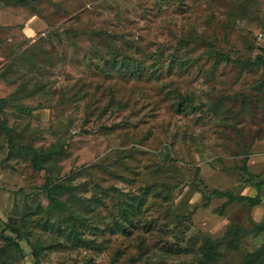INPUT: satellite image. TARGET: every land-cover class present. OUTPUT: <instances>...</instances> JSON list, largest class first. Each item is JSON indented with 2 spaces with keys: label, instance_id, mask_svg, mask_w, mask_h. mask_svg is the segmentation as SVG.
<instances>
[{
  "label": "rangeland",
  "instance_id": "rangeland-1",
  "mask_svg": "<svg viewBox=\"0 0 264 264\" xmlns=\"http://www.w3.org/2000/svg\"><path fill=\"white\" fill-rule=\"evenodd\" d=\"M25 1H0V118L52 157L38 169L0 134V264H199L207 240L210 264H241L263 245L264 189L252 207L211 193L264 180V70L215 55L261 53L264 0ZM126 194L145 205L109 230ZM68 217L100 229L80 228L92 248L43 226Z\"/></svg>",
  "mask_w": 264,
  "mask_h": 264
},
{
  "label": "trees",
  "instance_id": "trees-1",
  "mask_svg": "<svg viewBox=\"0 0 264 264\" xmlns=\"http://www.w3.org/2000/svg\"><path fill=\"white\" fill-rule=\"evenodd\" d=\"M7 2L8 0H0ZM18 3H25V0H15ZM261 53L255 56V58L251 61H241V60H231L228 56L222 54V53H215L218 61L223 62H233L235 63L241 70H252V69H262L264 70V48L260 49ZM106 62V61H105ZM113 64L116 65L119 69L125 68L128 66L126 64V61L124 63V60L117 61L113 60ZM129 68V67H128ZM127 68V69H128ZM6 102L5 99L0 98V112L3 111V104ZM29 110H26V113H29ZM0 134L4 137V143L12 150L14 147H17V150L19 151H28L30 154H32V161L33 165L36 168H41V162L45 159L52 157V152H46V153H38L35 149H32L28 146H22L18 142H15L12 140L11 137V129L6 127L4 124V121L0 118ZM57 183L52 186V190H50L49 184L51 183V180L48 179L47 183L44 185V194L50 201V203L54 207H60L58 198L54 197V194H59V189L61 188L60 184ZM256 188V194L254 197H244V196H235L232 195L229 192H220L217 190L212 191V195L224 198L226 199L227 203H241L246 202L249 206H257L261 203V190L264 189V180H257L255 183ZM104 203H100V205H103ZM116 215H111L113 218V221L108 224L109 230H117L121 233H127L129 230V227L132 226L133 219L138 216L141 213V210L143 206L145 205V198L144 195H130L126 194L123 195V199L118 201L116 203ZM104 206H106L104 204ZM107 207V206H106ZM108 209V208H107ZM110 213V211H109ZM111 214V213H110ZM86 219H81V223L78 225V221L74 217H68L66 218L62 223L64 224V227L62 228L60 225L55 223H44V227L46 230H49L50 232L54 234H58L59 236H64V239L71 243L72 245L76 246H82L84 248L90 249L92 248V241L89 239H86L82 232L80 231V228L83 230H88L92 232H99L100 229L98 227H90L88 222H86ZM254 230L257 233H264V223H260L254 227ZM17 235V240H23V236L18 233L17 231H13ZM241 233V229L238 226L234 227V230L232 232V242L233 244L238 243V236ZM229 233L227 232L226 235ZM213 240H207L204 245V254L203 257L199 260V264H210L214 262V245ZM10 244H14L16 248L20 251L18 243H15L14 240H10ZM32 257L34 264H38L37 262V252L35 248H32ZM0 253H9V243L5 245V247L2 248ZM241 264H264V244L261 245L256 251L246 256V258L243 260Z\"/></svg>",
  "mask_w": 264,
  "mask_h": 264
},
{
  "label": "crops",
  "instance_id": "crops-1",
  "mask_svg": "<svg viewBox=\"0 0 264 264\" xmlns=\"http://www.w3.org/2000/svg\"><path fill=\"white\" fill-rule=\"evenodd\" d=\"M0 198H2V196L0 195Z\"/></svg>",
  "mask_w": 264,
  "mask_h": 264
}]
</instances>
